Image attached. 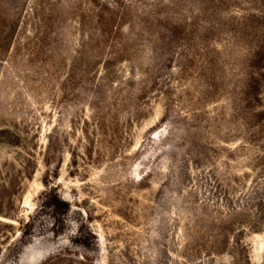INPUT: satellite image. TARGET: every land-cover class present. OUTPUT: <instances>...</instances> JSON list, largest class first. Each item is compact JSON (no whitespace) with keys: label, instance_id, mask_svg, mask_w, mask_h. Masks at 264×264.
Listing matches in <instances>:
<instances>
[{"label":"rangeland","instance_id":"374dc122","mask_svg":"<svg viewBox=\"0 0 264 264\" xmlns=\"http://www.w3.org/2000/svg\"><path fill=\"white\" fill-rule=\"evenodd\" d=\"M42 238L264 264V0H0V264Z\"/></svg>","mask_w":264,"mask_h":264},{"label":"clouds","instance_id":"9594fccd","mask_svg":"<svg viewBox=\"0 0 264 264\" xmlns=\"http://www.w3.org/2000/svg\"><path fill=\"white\" fill-rule=\"evenodd\" d=\"M43 241H44V238L41 239L40 244L33 246L34 248L41 250L40 256L36 258L35 260L31 259L29 256V258L26 259L25 264H42L43 259L47 255L46 250H50V242L49 241L43 242ZM25 251L28 252L29 250L26 248Z\"/></svg>","mask_w":264,"mask_h":264}]
</instances>
